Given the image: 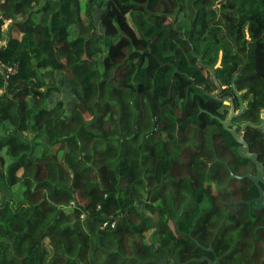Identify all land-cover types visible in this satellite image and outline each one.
<instances>
[{"label": "trees", "instance_id": "trees-1", "mask_svg": "<svg viewBox=\"0 0 264 264\" xmlns=\"http://www.w3.org/2000/svg\"><path fill=\"white\" fill-rule=\"evenodd\" d=\"M82 1L0 0V264L187 262L204 164L238 158L216 81L264 109V0Z\"/></svg>", "mask_w": 264, "mask_h": 264}, {"label": "flooded vegetation", "instance_id": "flooded-vegetation-1", "mask_svg": "<svg viewBox=\"0 0 264 264\" xmlns=\"http://www.w3.org/2000/svg\"><path fill=\"white\" fill-rule=\"evenodd\" d=\"M224 88L222 86L218 97L229 96L222 102L227 105L223 107L227 110L226 117L232 109L230 99L236 113L228 127L236 132L242 131L249 153L257 155V162L262 165V169H258V164L251 159L240 156L237 150L239 143L233 136L238 158L226 160L215 156L204 164L211 166L220 162L227 171H212V176L203 182L205 195L198 198L195 207L197 214L194 241L198 252L194 258H204L203 261H195L199 264H264V152L259 153L250 147L253 138L250 136L254 134L250 129H256L264 135V129L256 127L262 122L264 109H261L257 123L247 115L246 118L239 117L246 109V101L242 99L240 92L234 89L233 92H224ZM236 92L244 102L241 112ZM220 120L222 119L219 118ZM244 124H247L245 128ZM256 136L260 137L258 134ZM200 157L204 158L205 155ZM203 224H207L206 232H203ZM186 263L188 262L180 260V264Z\"/></svg>", "mask_w": 264, "mask_h": 264}, {"label": "water", "instance_id": "water-1", "mask_svg": "<svg viewBox=\"0 0 264 264\" xmlns=\"http://www.w3.org/2000/svg\"><path fill=\"white\" fill-rule=\"evenodd\" d=\"M211 73H212V76L214 78L215 77L214 68L211 69ZM235 79H236V76L232 80V88L234 90H235V86H234ZM216 84L218 86V90L215 91V92L210 93V97L212 99L217 100V101L224 102L227 99V97H229V96H224V97L219 98L218 97V93L221 91L222 86L217 81H216ZM235 94H236L238 102H239V112H241L243 110V108H244V102L242 101L239 93L236 92ZM230 103H231L232 109H231L228 117H226L225 119L220 120V122L223 125L224 129L228 130L232 134V136L235 138L236 142L239 143V146H238L237 150H238V153L240 154V156L251 159L252 161H254L255 163L258 164V169L261 170L262 169V165L257 162V155L254 154V153L253 154L249 153L248 145L245 142V140L242 138V131L240 130L239 132H236L234 129L228 127L229 121L231 120V118L233 116L236 115V113H235V111L233 109L234 108V104H233V101L231 99H230ZM246 126H247V124H244L243 128H245ZM256 127H259L262 130L264 129V117L262 119L261 124L256 126ZM203 260H204V258H202V259L193 258V259H190L187 262L203 261ZM175 263H180V258L178 257V255H175L173 257L172 261L170 263H168V264H175Z\"/></svg>", "mask_w": 264, "mask_h": 264}, {"label": "rangeland", "instance_id": "rangeland-1", "mask_svg": "<svg viewBox=\"0 0 264 264\" xmlns=\"http://www.w3.org/2000/svg\"><path fill=\"white\" fill-rule=\"evenodd\" d=\"M84 10H85V1L83 0L82 1V11L84 12ZM171 20H172V17H168L167 19H166V23L167 24H169L170 22H171ZM9 22L8 21H6V25L4 26H2V28L4 29V32H5V30H6V27H7V24H8ZM13 35H19V33L17 32V30L16 29H14L13 30ZM4 38H6V36L4 35ZM6 41H5V39H3V38H1L0 39V47H1V45L2 44H4ZM219 65V62H218V64H217V66ZM207 75H209V73L207 74ZM208 79H209V82H210V84L211 85H213V80H212V78L210 77V76H208ZM64 99L65 100V102H69L70 101V99H71V95H70V93H69V91L64 87V85L62 86V88L61 89H59V90H52L50 93H49V96H48V100H47V104L48 105H51V104H53L57 99ZM2 131V129H1V127H0V132ZM52 150H55L56 149V146H52V148H51ZM78 200H79V202H82V199H80V197H78ZM153 231H154V229H151L150 231H148L147 232V241L149 240V238L151 239L153 236H154V234H153ZM45 245H46V248H45V250H44V260L45 261H47V259L49 258V256H50V254H51V251H50V246H49V243L46 241L45 242Z\"/></svg>", "mask_w": 264, "mask_h": 264}, {"label": "built area", "instance_id": "built-area-1", "mask_svg": "<svg viewBox=\"0 0 264 264\" xmlns=\"http://www.w3.org/2000/svg\"><path fill=\"white\" fill-rule=\"evenodd\" d=\"M7 21L9 22L10 20H7ZM3 25L5 26L6 25V22ZM4 68H5L6 72H7L6 75L8 76L9 74L14 73L16 71L17 65H14V66H4ZM107 224H108V221H106L103 224V226H106ZM111 225L113 226L114 223H111Z\"/></svg>", "mask_w": 264, "mask_h": 264}]
</instances>
